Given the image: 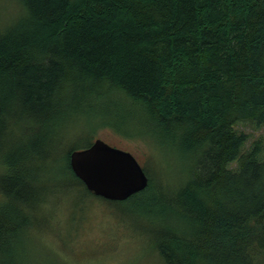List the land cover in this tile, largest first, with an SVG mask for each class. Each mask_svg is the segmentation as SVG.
<instances>
[{
    "label": "trees",
    "instance_id": "obj_1",
    "mask_svg": "<svg viewBox=\"0 0 264 264\" xmlns=\"http://www.w3.org/2000/svg\"><path fill=\"white\" fill-rule=\"evenodd\" d=\"M123 102L148 131L91 134L159 141L180 163L168 179L139 160L148 183L121 199L160 263L264 264V139L244 147L236 127L264 124V0H2L0 264H81L40 238L46 204L93 194L69 150L91 143L75 142L88 112Z\"/></svg>",
    "mask_w": 264,
    "mask_h": 264
},
{
    "label": "rangeland",
    "instance_id": "obj_2",
    "mask_svg": "<svg viewBox=\"0 0 264 264\" xmlns=\"http://www.w3.org/2000/svg\"><path fill=\"white\" fill-rule=\"evenodd\" d=\"M122 104H115L112 108L107 105L99 106L91 114L88 112L86 122L84 121L88 129L77 137L76 145H85L90 139L102 137L116 146L134 152L137 159L151 170L154 169V162L151 160L153 153L167 178H174L180 163L175 151L169 150L164 143L152 141L149 144L140 136L122 134L108 125L97 126L93 135L91 134L89 123L102 120L121 131L147 132L141 117L135 114L137 118L131 119L130 112L125 110L126 103ZM236 127L248 132L244 147L258 136L264 139V124L255 127L245 119L237 122ZM14 133L11 140H23L28 136V130H22L19 126L14 128ZM68 191H60L46 204L50 207L47 211L49 220L47 229L40 238L50 247V251L60 252L62 257L81 264H161L156 252L149 248L147 230L144 232L137 229L136 217L129 211L134 209L130 203L86 194L80 185L73 186Z\"/></svg>",
    "mask_w": 264,
    "mask_h": 264
},
{
    "label": "water",
    "instance_id": "obj_3",
    "mask_svg": "<svg viewBox=\"0 0 264 264\" xmlns=\"http://www.w3.org/2000/svg\"><path fill=\"white\" fill-rule=\"evenodd\" d=\"M69 151L68 163L73 174L101 198L121 200L148 183V174L134 152L102 137L97 136L89 145Z\"/></svg>",
    "mask_w": 264,
    "mask_h": 264
}]
</instances>
